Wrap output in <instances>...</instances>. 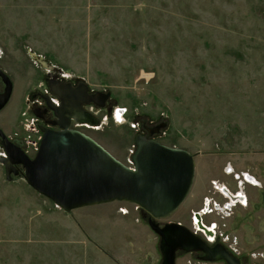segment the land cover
Instances as JSON below:
<instances>
[{
    "label": "rangeland",
    "instance_id": "obj_1",
    "mask_svg": "<svg viewBox=\"0 0 264 264\" xmlns=\"http://www.w3.org/2000/svg\"><path fill=\"white\" fill-rule=\"evenodd\" d=\"M0 49L14 82L0 113L7 134L18 131L24 98L40 79L31 53L110 92L107 106L128 109L120 123L115 109L96 107L102 126L83 129L127 165L140 135L131 123L165 114L158 141L194 154L196 177L161 225L192 231L191 211L212 196L210 180L235 184L230 168L254 174L263 188L247 186L250 205L215 220L237 239L242 264H264L252 258L264 254V0H0ZM142 71L153 77L139 79ZM148 218L121 202L65 213L23 178L7 181L0 162V264H161ZM200 256L178 251L176 264H227Z\"/></svg>",
    "mask_w": 264,
    "mask_h": 264
},
{
    "label": "water",
    "instance_id": "obj_2",
    "mask_svg": "<svg viewBox=\"0 0 264 264\" xmlns=\"http://www.w3.org/2000/svg\"><path fill=\"white\" fill-rule=\"evenodd\" d=\"M31 56L44 64L42 55L31 53ZM0 77L6 85L0 97L1 111L11 98L13 83L2 69ZM50 89L63 102L62 108L53 107L61 120L60 129L42 126L44 137L34 158L9 141L0 128V146L6 155L0 157V162L7 181L23 178L37 193L66 213L115 202L139 205L149 215L148 225L160 238L161 264H176L178 251L200 253L201 260L206 262L242 264L241 259L222 244L210 245L182 224L158 222L182 206L196 177L194 154L152 138L167 127L166 123L146 128L147 135L136 136L135 168L131 169L91 136L70 128L72 117L77 122L99 124V120L82 107L93 103L105 109L110 92L88 94L86 84L76 90L70 84L53 82ZM111 111L112 108L108 109Z\"/></svg>",
    "mask_w": 264,
    "mask_h": 264
},
{
    "label": "built area",
    "instance_id": "obj_3",
    "mask_svg": "<svg viewBox=\"0 0 264 264\" xmlns=\"http://www.w3.org/2000/svg\"><path fill=\"white\" fill-rule=\"evenodd\" d=\"M1 55H2V50L0 49V57ZM60 70L63 69L61 68ZM64 75L69 76V74L66 72L64 73ZM152 77H153L152 73H146L142 71L140 73L139 79L142 78L148 81ZM116 107L113 108L115 109L114 115L116 120L118 119L120 123L126 122L125 116L128 112V109L125 107L122 108L120 107L116 108ZM163 117H165V114H161L160 119H158L156 122L150 120L149 121L150 125H146V126L155 127L162 123L167 124L166 120L164 121L162 120ZM98 120H99V124L97 125L83 123V124H78L77 126L80 129H92V130L99 129L102 125H101V120L100 119ZM131 127L136 132H138L136 134H141V135L147 134V130L144 127L143 123L142 124L138 122L131 123ZM165 128L161 129L160 132L155 135V138L153 137V139H157L158 141L157 137L161 136L160 135L161 133L165 135V132H162ZM39 147L40 145L37 147V152L39 150ZM135 152H136V145H134V151H132L131 160L129 159L130 165L124 163L127 167L131 169L135 168V164L133 162V156ZM226 174L231 175L233 177L235 184L231 185L230 183L222 182L220 180L211 181L210 186L212 187V189H210L208 193H211L212 196L208 194L205 195V197L203 198L202 207L199 208L198 210L191 211L190 218L193 228L192 232L197 236L202 237L210 245L217 243L220 237L222 239L221 243L227 248V250H229V252L232 255L241 258L243 252L238 246L237 239H230L229 236L222 234L219 230V223L215 220V217H219L221 220H226L227 218L231 217L234 214V210L236 208L239 207L247 208L250 203L247 186L262 189L263 184L254 174L250 173V171H246V172L240 171L239 173H237L232 168H230L229 170L226 171ZM132 205L134 206L136 212H143L142 208L139 205L136 204H132ZM118 212L123 215H128L130 213L127 207L118 208ZM176 223L182 224L180 222H176ZM199 223H201L205 229L201 228L199 226ZM207 230L214 232L213 240H211V238L207 235V233L210 234ZM263 257L264 254H260V253L252 254V258L254 260Z\"/></svg>",
    "mask_w": 264,
    "mask_h": 264
},
{
    "label": "flooded vegetation",
    "instance_id": "obj_4",
    "mask_svg": "<svg viewBox=\"0 0 264 264\" xmlns=\"http://www.w3.org/2000/svg\"><path fill=\"white\" fill-rule=\"evenodd\" d=\"M0 58H2V55ZM43 61H45L44 64H40L35 60L33 61V63L38 67V69L41 70L40 71L41 73H39L38 75L40 79L38 80V84L36 88L32 90L28 96H25L26 98H24L25 104L20 112L19 119L17 120L18 123L17 126L19 128L18 131H15L11 134H7L0 127L4 131L8 140L11 141L13 144H15L17 147H19V149L30 158H34L36 156L37 147L41 144V141L44 137V133L41 129L42 126L53 130L60 129L58 122L61 120L56 116L53 107L62 108L63 102L58 96L53 94V92L50 89V83L53 82L54 84H58V85L70 84L76 90L80 89L81 85L86 84L83 81V79L80 77L65 76L64 75L65 72L63 70H60L61 68L55 66L50 62H47L45 58ZM0 69L2 68L0 67ZM2 70L5 73H7V71H5L4 69ZM7 75L11 79V76L8 73ZM11 81L13 83V91L10 100L12 99L14 92V82L12 79ZM86 85L88 86V84ZM5 89H6V85L4 84L3 79L0 77V97L5 92ZM92 93H96V92L89 87L88 94H92ZM6 106L0 111V113L6 108ZM96 107L97 106H95V104L89 103V104H84L82 108L88 115L96 118V112H95ZM110 108L113 107L111 105L110 106L106 105L105 109L108 110ZM83 123H89V122H77L72 117L70 119V128L75 130H81L82 132H84L83 129H80L77 126L78 124H83ZM144 127L152 128L146 125H144ZM155 135L156 134L153 135L154 138ZM1 151L2 152H0V157H2V155H5V151L2 148ZM199 226L205 229L201 223H199ZM207 231L210 233V234L207 233V235L213 239L214 232L209 230ZM215 244H221V243L217 242Z\"/></svg>",
    "mask_w": 264,
    "mask_h": 264
},
{
    "label": "crops",
    "instance_id": "obj_5",
    "mask_svg": "<svg viewBox=\"0 0 264 264\" xmlns=\"http://www.w3.org/2000/svg\"><path fill=\"white\" fill-rule=\"evenodd\" d=\"M212 180H214V179H212ZM212 180H210V181H212ZM210 184H211V182H210ZM250 189H254V190L256 189L255 190L256 193H259L260 192V189H258V188L250 187ZM248 195H249V189H248ZM249 201H250V196H249ZM249 205H250V203H249Z\"/></svg>",
    "mask_w": 264,
    "mask_h": 264
},
{
    "label": "bare ground",
    "instance_id": "obj_6",
    "mask_svg": "<svg viewBox=\"0 0 264 264\" xmlns=\"http://www.w3.org/2000/svg\"><path fill=\"white\" fill-rule=\"evenodd\" d=\"M3 156V155H2ZM202 238V237H201ZM203 239V238H202ZM211 240H213L212 238H211Z\"/></svg>",
    "mask_w": 264,
    "mask_h": 264
}]
</instances>
